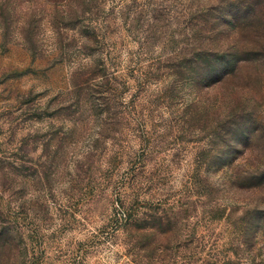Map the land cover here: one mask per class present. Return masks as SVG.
Masks as SVG:
<instances>
[{"label":"rangeland","instance_id":"1","mask_svg":"<svg viewBox=\"0 0 264 264\" xmlns=\"http://www.w3.org/2000/svg\"><path fill=\"white\" fill-rule=\"evenodd\" d=\"M0 264H264V0H0Z\"/></svg>","mask_w":264,"mask_h":264}]
</instances>
